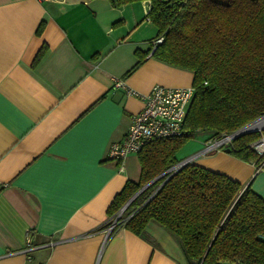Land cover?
Listing matches in <instances>:
<instances>
[{"label": "crops", "instance_id": "obj_1", "mask_svg": "<svg viewBox=\"0 0 264 264\" xmlns=\"http://www.w3.org/2000/svg\"><path fill=\"white\" fill-rule=\"evenodd\" d=\"M148 8L144 0H0V264H186L156 223L146 227L153 241L125 228L104 241L100 228L141 171L136 153L108 158L109 144L123 138L153 85L192 84L190 70L147 54L157 31ZM136 49L145 57L124 76ZM214 137L197 132L176 159ZM227 149L193 163L264 197V169Z\"/></svg>", "mask_w": 264, "mask_h": 264}, {"label": "trees", "instance_id": "obj_2", "mask_svg": "<svg viewBox=\"0 0 264 264\" xmlns=\"http://www.w3.org/2000/svg\"><path fill=\"white\" fill-rule=\"evenodd\" d=\"M144 1L157 30L153 40L162 38L152 53L151 41L147 54L190 70L194 95L181 134L152 139L136 153L140 177L114 196L100 228L127 203L108 238L125 228L153 241L146 230L153 222L171 234L186 264H264V197L250 185L193 162L160 175L178 162L176 153L197 132L232 133L264 115V0ZM43 53L42 47L35 61ZM135 54L124 76L145 57L139 49ZM262 136L264 130L238 135L229 152L264 169V155L252 148Z\"/></svg>", "mask_w": 264, "mask_h": 264}, {"label": "built area", "instance_id": "obj_3", "mask_svg": "<svg viewBox=\"0 0 264 264\" xmlns=\"http://www.w3.org/2000/svg\"><path fill=\"white\" fill-rule=\"evenodd\" d=\"M162 41L161 37L152 41L151 53L157 43ZM114 85H123L122 79H114ZM128 94L136 95L137 92L128 89ZM192 86L170 87L155 84L147 94L143 96L144 105L142 109L134 114L131 122L120 141H113L107 148V157L122 161L127 155L137 153L146 142L152 139L167 138L180 135L183 131L188 106L193 98ZM235 138L234 132L215 136L208 141L202 149L191 154L165 170L161 175L173 173L187 163L196 160L201 154L212 149L228 148ZM252 148L257 155H264V136L252 143ZM261 169V167H259ZM124 204L108 219L107 226L103 229L104 241L107 240L113 227L121 220L126 208ZM30 242V240H27Z\"/></svg>", "mask_w": 264, "mask_h": 264}, {"label": "water", "instance_id": "obj_4", "mask_svg": "<svg viewBox=\"0 0 264 264\" xmlns=\"http://www.w3.org/2000/svg\"><path fill=\"white\" fill-rule=\"evenodd\" d=\"M262 116H264V115H262ZM262 116L258 117L257 119L261 118ZM257 119L253 120L252 122L246 124L245 126L239 128L238 130H236V131L234 132V136L236 137V136L241 135V134L246 133V132L255 131L256 129H245V128H246L248 125H250L251 123H253L254 121H256ZM227 151H229V149H227ZM160 175H161V174H160ZM160 175L157 176L156 178H154L152 181H154L155 179H157L158 177H160ZM152 181H151V182H152ZM151 182H149V183H151ZM149 183H148V184H149ZM148 184H146V185H148ZM146 185L143 186L138 192H136V193L134 194V196H135L137 193H139L144 187H146ZM134 196H133V197H134Z\"/></svg>", "mask_w": 264, "mask_h": 264}, {"label": "bare ground", "instance_id": "obj_5", "mask_svg": "<svg viewBox=\"0 0 264 264\" xmlns=\"http://www.w3.org/2000/svg\"><path fill=\"white\" fill-rule=\"evenodd\" d=\"M262 125H264V116H262L261 118L257 119L256 121L248 125L245 129H254Z\"/></svg>", "mask_w": 264, "mask_h": 264}, {"label": "rangeland", "instance_id": "obj_6", "mask_svg": "<svg viewBox=\"0 0 264 264\" xmlns=\"http://www.w3.org/2000/svg\"><path fill=\"white\" fill-rule=\"evenodd\" d=\"M256 129L255 131H261V130H264V125L260 126V127H257V128H254ZM180 150V149H179ZM259 156V155H258ZM185 158V157H184ZM181 159L183 158H180L178 161H180ZM127 206V205H126Z\"/></svg>", "mask_w": 264, "mask_h": 264}]
</instances>
